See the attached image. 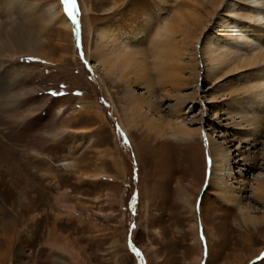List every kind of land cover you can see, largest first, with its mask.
Instances as JSON below:
<instances>
[{"label":"rangeland","instance_id":"rangeland-1","mask_svg":"<svg viewBox=\"0 0 264 264\" xmlns=\"http://www.w3.org/2000/svg\"><path fill=\"white\" fill-rule=\"evenodd\" d=\"M176 1L0 0V34L8 32L18 48L29 39L41 44L31 53L0 46V152H10L7 165L17 174L0 170V264H264V228L238 221L239 214L255 219L264 214V202L252 198L253 187L264 179V99L247 103L245 95H237L235 90L256 84L245 71L209 81L218 66H205L208 37L220 36L218 26L238 0H222L211 14L198 11L201 20L211 17L199 30L183 18L193 11L176 10ZM13 2L28 7L21 10ZM46 5H54L69 28L60 18L44 20ZM110 35L116 47L141 52L134 57L135 70L130 69L135 82L141 79L130 84L135 94H146L142 80L156 88L168 82L160 68L180 66L173 72L177 88L165 89L166 100L158 89L155 96L162 114L183 99L172 122L193 132L188 143L172 130L163 139L140 127L125 131V70L111 74L90 58L102 52V36ZM161 39L166 54L157 59L150 50ZM227 106L258 123L225 128ZM30 118L35 123L27 127ZM249 128L257 134L254 144L232 141ZM206 137L223 145L225 157L227 151L232 154L230 169L222 167L221 183L242 185L238 208L224 205L210 186ZM253 156L256 168L250 170L244 160ZM24 161L32 178L20 172ZM48 165L56 179L45 174ZM75 170L81 180L73 177ZM187 192L192 209L179 199ZM203 223L217 235L212 244L206 242Z\"/></svg>","mask_w":264,"mask_h":264},{"label":"bare ground","instance_id":"bare-ground-1","mask_svg":"<svg viewBox=\"0 0 264 264\" xmlns=\"http://www.w3.org/2000/svg\"><path fill=\"white\" fill-rule=\"evenodd\" d=\"M189 1H193L195 5L193 6L192 4H190ZM13 3L14 5L19 6L21 10H24L25 7H28L27 4L20 6L21 4L19 2H13ZM175 3H177L175 8L178 11L181 10L182 7H188L193 11V14L184 15L183 18L189 21L187 23H191L192 25H194L196 27V30H199L201 27L204 28L209 22V20L211 19V17L209 18V16L203 15L205 17L204 19L201 20L200 19L201 16L199 14L200 11L205 14H211L209 11L212 10L213 12H215L216 9H218V7L220 8L222 0H178V2L176 1ZM14 5L12 4V6L9 7L11 11L14 9L15 7ZM237 5L239 6L235 7ZM46 7L47 8H45V12L47 16L46 18H44V20L46 19V21L52 22L53 20L60 18L62 25L69 28V24L62 16V13L56 11L54 5L52 6L46 5ZM234 9L235 11H237V13L234 12ZM198 11L199 13H197ZM229 11H233L232 15L227 16V21L226 22L224 21L223 24H219L218 26L219 30L217 34H219L220 36L211 35L210 37H208V40L205 44L204 55H205L206 62H208L205 64V66L206 67L209 66V62L217 63L216 65L218 66L217 69L213 67L212 72H211L212 75L208 77L210 79L209 81H213V80L215 81L217 77L219 76L222 77L223 75H227L228 72H231V73L238 72L239 73L241 70L245 71L248 78H251V80L256 84L253 87H248L246 90L239 88L238 91L235 90V92H237V95L241 93L242 95H245L244 99L246 100V102L251 99L250 102L254 100V102L258 101L260 103L264 99V96H263L264 94V0H238L234 2L233 9L230 8ZM171 21H172V18H171ZM202 22H205V23L202 25ZM231 22L234 23V26L232 28L229 27V25H231ZM158 35L161 37H166L167 32L160 31ZM107 37L102 36L103 41L106 38V42L102 46V49L99 48L102 52H100L97 55L96 53H92V55H90V58L95 60L96 67L97 66L103 67L104 69L108 68L107 72L111 74L116 70L117 72H122L123 70H125V85H126V90H127L125 94L126 124L124 125L122 123V126L125 129V131L128 133L130 129L140 127L146 130L147 133L152 134L154 138L156 137L157 139L158 138L163 139L165 135H167V131L172 130L174 133H176V136H178L177 138L178 140L188 143V141H190V138L192 137L193 132L188 129H184L183 127H180L172 122L173 117L174 116L176 117V115L179 114V111H181V108L184 103L183 99L175 100L177 102L175 103L173 108H170L168 112L166 113L164 112V114H162L163 112L159 110L160 109L159 107H161V105L160 106L159 104L157 105V99H156L157 97L155 96L156 89H158L157 91L162 92L161 94L162 97L160 98L166 100L169 96V92H167V90L165 89L169 88L170 90H175L177 88L178 79L177 77H174L173 72L177 69H180V66H174L169 63V65H167V67L169 66V69H167L166 66L165 68H160V70L163 73V76H166L167 74L169 77H168V82L167 81L165 83L162 82L161 85H157V88H156V85L154 87L151 82L149 81L147 82V80H142L141 82L142 83L144 82V84H146V86L144 85L143 88L146 91V94L145 93L144 94L147 95V97L144 94L143 95L135 94L134 91L132 90L133 87L130 84L132 81H133V84L138 83L140 82L139 80L141 79L140 78L138 80L136 79V82H135V79H132V77L130 76H132V74L134 73V71L132 70H135L132 67L133 63L135 62L134 57L137 55H140L141 52H139L138 49H135V48L132 49L126 46L125 48L122 47L124 49L122 50L121 47L118 46L119 47L118 48L114 45L113 41H115V37L113 35L112 36L110 35L108 38ZM16 42L17 44H19L18 43L19 41H16ZM155 42H153L154 44L152 45V49L150 50L152 51L154 55L152 57L157 58L158 57L157 55H161L162 57H165L166 46L163 43L162 39L161 41H158V42L155 41ZM109 43H113V45L111 46L112 48H110L111 50L107 47ZM1 44L5 46L8 45L10 47L11 45H13V47L18 48L17 44L13 42L8 32L4 35L0 34V46ZM40 46L41 44L38 40L29 39L23 45H21V47H19L18 49L19 50L21 49L22 51L27 52V53H31L32 51L34 52L37 49L40 50L41 49ZM13 47L9 49H12ZM162 52L164 56L162 55ZM240 52H243V53L240 55L238 54ZM117 54H119L120 56L119 58L117 57L115 59V56ZM246 54H248L249 56H247ZM116 61H118L120 65L122 64L123 67H119L120 65L118 66L117 64L114 65V62ZM172 75L173 77H171ZM156 76L158 77V75ZM241 84H244V83L242 82ZM220 103H223V102H220ZM227 107H228L227 109L228 111L226 110L225 115H227L228 117L225 120H227V122L229 123L225 125V128H229V129L233 127L238 128L239 124L243 125L244 122L248 124L247 126L253 123L255 124L258 123L255 117L251 116L250 118H248L249 117L248 113H242L240 111L233 110L235 107L233 109L230 106H227ZM222 115H224V113ZM235 117L239 119L240 122H236V120L234 119ZM38 120H41V118H39ZM33 123H35V120L31 121V118L29 120L28 119L25 120L24 122L25 126L27 127ZM249 129L250 130L242 129V133H239L238 137L232 139V141L236 143L237 138H238L239 142L237 143H239V145L243 143L245 144L247 143L248 145L251 143L254 144L256 140H258L256 139L257 134L255 131H253V129L251 128ZM198 134L199 135L201 134L200 129L198 130ZM206 139H207L208 149L211 154V157H210V160H211V165H210L211 181L210 183L211 184L210 186L214 187L220 193L218 197L224 203V205H226L230 209L238 208L240 205H243L241 194L244 193L243 192L244 189L243 187L241 188L242 185L236 188H232V187L228 188L222 185L221 183L223 180L222 167H225V168L228 167L230 169V166L232 165L231 163L233 162L232 154L230 153V151H227L226 157H225L223 155V152H224L223 145H220L219 143H217L210 137H206ZM3 151H4V154H3L4 156H2L1 155L2 152H0V158H1L0 170L1 171L3 170L6 173H10L9 174L10 176H15L14 173L16 171L11 172L10 167L7 165V163H9L10 161L9 159L11 156L10 152H5L4 149ZM14 160L12 161L15 162L16 165L18 166L17 159L14 158ZM261 160H263L264 162V156H262ZM244 161L246 163L249 162L248 167L250 170L256 168L255 167V163L257 161L256 156H253L250 159H248L247 157ZM43 162L45 161L43 160ZM22 166L24 167L23 169L21 168L22 171L20 172L26 175L28 177L27 179L32 178L33 174L30 175L32 171L30 170L29 162L24 161L22 163ZM75 171L77 172V176H73V177H75L77 181L81 180L82 177H81L80 172L78 170H75ZM67 172H68V169L66 173ZM45 174L47 176H50L53 179H56L55 172L50 168L49 165L47 167ZM229 178H231L232 180L235 179V177L233 176H230ZM20 179L17 178L18 185H20L19 183ZM252 193L254 194L252 197L253 199L262 201V203L264 202V179L258 180V184L253 187ZM181 195L182 196H180L179 198L180 202L184 206H189L192 209L193 207H192L191 194L187 192ZM2 207L3 206L0 205V212H2L1 211ZM4 219L7 224H9L8 222H11L9 217H5ZM238 221L240 222V224L241 223L250 224L251 226H256L258 222V225H261L262 228H264V214H261L256 219L252 218L250 214L248 213L239 214ZM197 223L198 222H196L193 225L195 233H196L195 229L197 227ZM203 228L206 233L205 234L206 242L208 244H212V242L215 241V239L217 238L216 237L217 235L215 234L216 235L215 236L212 230L210 229V227L206 226V224L204 223H203ZM258 230L257 232H259Z\"/></svg>","mask_w":264,"mask_h":264},{"label":"snow or ice","instance_id":"snow-or-ice-1","mask_svg":"<svg viewBox=\"0 0 264 264\" xmlns=\"http://www.w3.org/2000/svg\"><path fill=\"white\" fill-rule=\"evenodd\" d=\"M63 3H75V0H62Z\"/></svg>","mask_w":264,"mask_h":264}]
</instances>
